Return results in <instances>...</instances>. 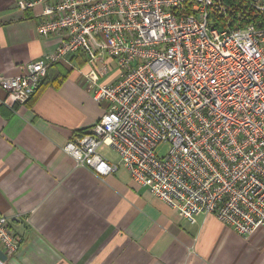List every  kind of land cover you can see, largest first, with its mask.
Listing matches in <instances>:
<instances>
[{
    "label": "built area",
    "instance_id": "built-area-1",
    "mask_svg": "<svg viewBox=\"0 0 264 264\" xmlns=\"http://www.w3.org/2000/svg\"><path fill=\"white\" fill-rule=\"evenodd\" d=\"M36 6L37 34L60 43L0 79L4 103L25 104L51 64L84 55L86 91L105 109L63 148L77 166L99 176L123 166L190 224L212 216L245 238L264 228V0L19 3ZM112 66L118 80L100 82ZM21 241L1 216L7 258Z\"/></svg>",
    "mask_w": 264,
    "mask_h": 264
},
{
    "label": "crops",
    "instance_id": "crops-1",
    "mask_svg": "<svg viewBox=\"0 0 264 264\" xmlns=\"http://www.w3.org/2000/svg\"><path fill=\"white\" fill-rule=\"evenodd\" d=\"M29 1L0 0V79L19 76L21 66L53 52L60 43L59 37L37 34L41 6L19 8L20 2ZM86 59L76 54L68 63L51 64L34 103L6 104L0 88V217H6L22 239L11 258L0 248V260L264 264V228L245 238L212 216H198L190 224L133 181L123 166L99 176L77 166L63 151L104 113L105 104L86 91ZM55 80H62L58 87L53 86ZM117 80L112 66L100 82ZM106 157L118 164L115 154Z\"/></svg>",
    "mask_w": 264,
    "mask_h": 264
},
{
    "label": "trees",
    "instance_id": "trees-1",
    "mask_svg": "<svg viewBox=\"0 0 264 264\" xmlns=\"http://www.w3.org/2000/svg\"><path fill=\"white\" fill-rule=\"evenodd\" d=\"M46 79H47V77L44 80H42V82L39 84L38 88L35 90V92L31 95V97L29 98V100L26 102L27 104L34 103L38 99V97H39V95H40V93H41V91L43 89V86L46 83ZM61 81L62 80H55L53 82V86L58 87L61 84ZM82 133L83 132H80L79 134H82Z\"/></svg>",
    "mask_w": 264,
    "mask_h": 264
},
{
    "label": "rangeland",
    "instance_id": "rangeland-1",
    "mask_svg": "<svg viewBox=\"0 0 264 264\" xmlns=\"http://www.w3.org/2000/svg\"><path fill=\"white\" fill-rule=\"evenodd\" d=\"M167 148H168V146H163L162 148H160V149H159V154H160L161 156L165 155V153H166V151H167ZM101 151H102L104 154H106L108 157H111V158L114 157V153H113L111 150H109V149L102 148Z\"/></svg>",
    "mask_w": 264,
    "mask_h": 264
}]
</instances>
